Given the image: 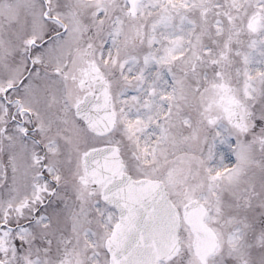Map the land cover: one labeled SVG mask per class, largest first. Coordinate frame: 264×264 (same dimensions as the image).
<instances>
[{
  "label": "snow or ice",
  "instance_id": "1",
  "mask_svg": "<svg viewBox=\"0 0 264 264\" xmlns=\"http://www.w3.org/2000/svg\"><path fill=\"white\" fill-rule=\"evenodd\" d=\"M0 264H264V0H0Z\"/></svg>",
  "mask_w": 264,
  "mask_h": 264
}]
</instances>
